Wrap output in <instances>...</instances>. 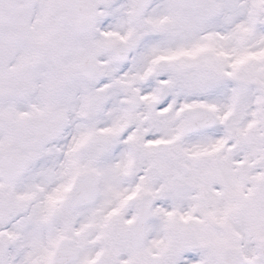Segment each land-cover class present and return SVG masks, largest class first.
I'll list each match as a JSON object with an SVG mask.
<instances>
[{
  "label": "snow or ice",
  "instance_id": "snow-or-ice-1",
  "mask_svg": "<svg viewBox=\"0 0 264 264\" xmlns=\"http://www.w3.org/2000/svg\"><path fill=\"white\" fill-rule=\"evenodd\" d=\"M0 264H264V0H0Z\"/></svg>",
  "mask_w": 264,
  "mask_h": 264
}]
</instances>
